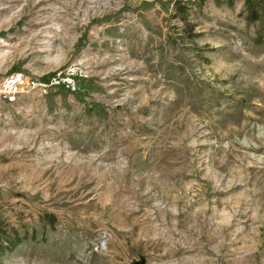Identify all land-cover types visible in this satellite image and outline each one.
<instances>
[{"label": "rangeland", "instance_id": "374dc122", "mask_svg": "<svg viewBox=\"0 0 264 264\" xmlns=\"http://www.w3.org/2000/svg\"><path fill=\"white\" fill-rule=\"evenodd\" d=\"M243 0H0V264H264V47Z\"/></svg>", "mask_w": 264, "mask_h": 264}, {"label": "built area", "instance_id": "2783aa9c", "mask_svg": "<svg viewBox=\"0 0 264 264\" xmlns=\"http://www.w3.org/2000/svg\"><path fill=\"white\" fill-rule=\"evenodd\" d=\"M89 76L88 68L81 65H70L64 72H57L55 75L46 81L35 82L27 75L16 72L7 76L0 85V96L9 103L15 101L18 94L26 90L40 87L42 92L46 94L52 88L64 87L70 93H76L79 90V81L86 79Z\"/></svg>", "mask_w": 264, "mask_h": 264}, {"label": "trees", "instance_id": "16d2710c", "mask_svg": "<svg viewBox=\"0 0 264 264\" xmlns=\"http://www.w3.org/2000/svg\"><path fill=\"white\" fill-rule=\"evenodd\" d=\"M202 1V0H199ZM216 4L225 3L231 6L234 0H214ZM244 5L241 16L244 18L247 27H253L255 35L251 38L252 43L257 47H264V0H243ZM26 235L20 236L14 228L6 230L0 227V252L12 250Z\"/></svg>", "mask_w": 264, "mask_h": 264}]
</instances>
